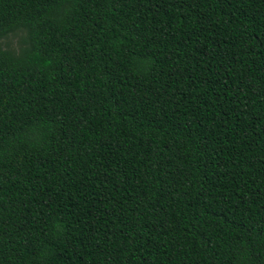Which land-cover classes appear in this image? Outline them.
Returning <instances> with one entry per match:
<instances>
[{
	"label": "trees",
	"instance_id": "obj_1",
	"mask_svg": "<svg viewBox=\"0 0 264 264\" xmlns=\"http://www.w3.org/2000/svg\"><path fill=\"white\" fill-rule=\"evenodd\" d=\"M0 264H264V0H0Z\"/></svg>",
	"mask_w": 264,
	"mask_h": 264
}]
</instances>
